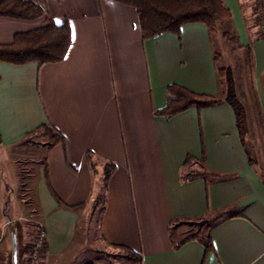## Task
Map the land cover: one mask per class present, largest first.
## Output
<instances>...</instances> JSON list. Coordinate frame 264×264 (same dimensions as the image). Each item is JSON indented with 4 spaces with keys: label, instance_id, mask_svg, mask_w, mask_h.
I'll list each match as a JSON object with an SVG mask.
<instances>
[{
    "label": "crops",
    "instance_id": "1",
    "mask_svg": "<svg viewBox=\"0 0 264 264\" xmlns=\"http://www.w3.org/2000/svg\"><path fill=\"white\" fill-rule=\"evenodd\" d=\"M225 1L240 42L250 44L239 0ZM45 2L48 16L70 24L65 58L0 61V226L9 223V237L23 215L17 213L21 204L11 212L4 206L7 180L20 185L17 165L28 178L34 175L16 152L26 143L43 152L34 183L24 188L26 200L17 194V202L30 199L46 230L44 264H125L116 258L122 248L138 256L133 264H264V173L250 161L234 109L223 101L170 117L155 113L166 106L171 84L219 94L207 27L188 23L180 35L143 38L138 14L126 4ZM34 24L0 17V42ZM251 44L259 58L258 66L254 55L257 87L264 39ZM257 90L264 117V93ZM47 123L62 142L25 141ZM202 164L209 174L184 177L199 174ZM109 165L114 168L107 176ZM204 219L209 230L192 225ZM207 238L209 249L202 241ZM29 251L22 264H31Z\"/></svg>",
    "mask_w": 264,
    "mask_h": 264
},
{
    "label": "trees",
    "instance_id": "2",
    "mask_svg": "<svg viewBox=\"0 0 264 264\" xmlns=\"http://www.w3.org/2000/svg\"><path fill=\"white\" fill-rule=\"evenodd\" d=\"M134 8L138 14L140 30L143 38H152L164 32H171L180 35L181 27L188 23H202L209 33L214 32L219 22L232 21L233 15L225 0H114ZM256 9L259 14L256 17L257 25L263 27L262 36L264 38V0H255ZM0 17H10L23 20L43 18V23L27 31L17 32L9 43L0 42V61L14 65H23L29 62L40 64L56 63L62 61L71 44L72 31L68 21L56 22L47 14L45 0H0ZM235 38L239 39L238 33L234 31ZM245 49V63L247 76L249 77V87L252 98L258 111L260 125L264 131V117L261 104L255 95L254 69L255 59L252 44L242 45ZM214 60L217 65V56L214 53ZM224 72L223 68L217 67L218 78ZM222 74V75H221ZM227 89L223 92L224 97L206 93H198L180 84L168 86V102L156 114L164 116H174L191 108L205 109L215 106L223 101L227 102L235 112L236 125L244 141L245 134V114L244 108L239 101L234 86V79L230 69L225 70ZM222 82H220V85ZM219 85V81H218ZM222 95V93H221ZM220 96V97H219ZM36 133V135H34ZM34 135V136H32ZM34 137L39 140L33 141ZM264 137V134H263ZM37 144L43 141L53 146L63 141V136L50 124H43L36 128L31 136L25 140ZM252 162V160L250 159ZM106 168L107 176L113 171L114 165ZM209 174L202 164L199 174L187 173L185 178H195ZM225 214L217 216L213 222L222 218ZM194 225V224H193ZM208 230L210 225L207 226ZM17 228L15 236L18 244V264L19 239ZM197 233H190L184 242L196 238ZM206 248H211L209 239H203ZM116 258H125V264L137 262L138 256L129 248H122L116 254Z\"/></svg>",
    "mask_w": 264,
    "mask_h": 264
},
{
    "label": "rangeland",
    "instance_id": "3",
    "mask_svg": "<svg viewBox=\"0 0 264 264\" xmlns=\"http://www.w3.org/2000/svg\"><path fill=\"white\" fill-rule=\"evenodd\" d=\"M239 6L242 12L243 22L246 26V32L248 33L250 37V41H251L250 44H251L253 40L260 39L262 36L263 27L257 25V22H256V17L260 11L256 9L255 0H239ZM27 22L35 23L34 27H38L43 23V18L27 20ZM234 31H236L235 26H234V21L225 20V21L219 22L216 27V30L214 32H211L214 53L218 59L217 67L223 68L224 70V72L222 73L223 75L221 74L222 76L218 78L219 95L221 97L225 96V94H223V92L226 91L227 89V80L225 77V70L230 69L233 75V79H234L236 95L244 108V114H245L244 143L246 144V147L250 153L252 161L264 173V137H263L264 131L260 125L259 116H258L259 114H258L256 105H255V99L252 98V95L250 92L251 90L249 87L250 79L247 76L246 63L244 60L245 49L242 48L243 44L240 42V40L238 38L237 39L235 38ZM236 32L238 33V31ZM238 36H239V33H238ZM258 52L260 54V49ZM256 53L254 55L257 56V59H258L257 65L259 66V58H258V54ZM255 80L257 81V87L254 82L255 95H257L256 101H258L259 95H258L257 88L259 89L260 92L264 93V73L260 78L261 83L259 82L258 72L255 75ZM220 82H222L221 85H220ZM33 139H34L33 140L34 142L36 140H39L36 137H34ZM28 143L33 144V142H28ZM33 145H36V144H33ZM22 146H23L22 150L18 149L16 151L17 155L19 156L22 155L26 159L23 162V164L25 167H32L33 171L31 172V174H34V175H33V178H28L24 170H21V165H17L19 169L17 170V174L19 177L20 185L18 187L14 186L12 181L7 180L8 192L5 198V202H4V206L8 205L7 209L10 212L13 209H18L19 207L18 204H21L20 205L21 212H17V213H21L23 217L20 219H17L16 223H14V227L17 228L16 231L19 234L18 236L19 243H20L19 253L22 251L26 252L30 250L32 243L29 245V241L33 242L35 240V235H36V231L38 230V226H39L38 224L40 220H39L38 213H36V211H33L34 208L31 207L30 203H32V201H30V199H27L26 202L24 201L23 203H18L19 202L18 196H21V198H25L24 200H26L27 195H26V190L24 188L34 183V180L36 178V173L34 170L39 167V165L35 163V161L36 159L40 157L41 153L43 152V149H40L32 145L29 146L26 143H23ZM13 154H14V150H12L11 155ZM0 174H1V170H0ZM22 183H25V185L21 186ZM28 195L30 196V194ZM8 224H4V225L2 224L0 226V264H13V253H14L13 241H12V238L9 237L10 230L8 229L9 228ZM206 224L207 222L204 219L201 222H197V223H194V225L193 224L192 225L195 228L198 227L199 229L201 228L204 229V228H207ZM95 225L96 223L93 222V226H92L93 237L96 236V231H97ZM21 229L23 230V232L24 230H26L25 237H24L23 232L22 234H20ZM23 239L25 241H23ZM99 247H102L101 240H99ZM22 257L23 255L20 256L19 264H22ZM100 257H103V256H100ZM112 261H115V259L112 258ZM73 264H77V263L74 262Z\"/></svg>",
    "mask_w": 264,
    "mask_h": 264
},
{
    "label": "built area",
    "instance_id": "4",
    "mask_svg": "<svg viewBox=\"0 0 264 264\" xmlns=\"http://www.w3.org/2000/svg\"><path fill=\"white\" fill-rule=\"evenodd\" d=\"M38 225L35 240L32 242L29 252L31 264H44L43 259L46 253L47 233L40 223Z\"/></svg>",
    "mask_w": 264,
    "mask_h": 264
},
{
    "label": "water",
    "instance_id": "5",
    "mask_svg": "<svg viewBox=\"0 0 264 264\" xmlns=\"http://www.w3.org/2000/svg\"><path fill=\"white\" fill-rule=\"evenodd\" d=\"M12 241H13V251H14L13 264H18V244L14 232L12 233Z\"/></svg>",
    "mask_w": 264,
    "mask_h": 264
}]
</instances>
